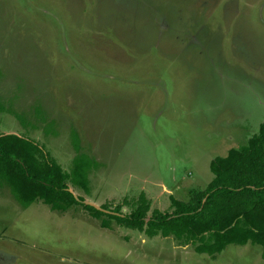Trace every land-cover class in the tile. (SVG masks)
<instances>
[{
	"label": "rangeland",
	"instance_id": "rangeland-1",
	"mask_svg": "<svg viewBox=\"0 0 264 264\" xmlns=\"http://www.w3.org/2000/svg\"><path fill=\"white\" fill-rule=\"evenodd\" d=\"M263 118L264 0H0V132L64 170L88 154V189L67 181L85 200L170 210ZM193 245L0 186V264H264L255 243Z\"/></svg>",
	"mask_w": 264,
	"mask_h": 264
},
{
	"label": "trees",
	"instance_id": "trees-1",
	"mask_svg": "<svg viewBox=\"0 0 264 264\" xmlns=\"http://www.w3.org/2000/svg\"><path fill=\"white\" fill-rule=\"evenodd\" d=\"M95 163L79 152L64 170L34 139L0 132V186H6L21 206L36 199L58 210L79 204L101 226L113 220L147 236L190 239L194 251L211 257L228 243H255L264 260V118L243 144L209 159L212 175L202 188L189 189L187 199L170 194V210L154 207L147 215L144 191L127 212L121 211L120 203L109 207L106 202L98 206L85 202L67 181L86 191L87 173Z\"/></svg>",
	"mask_w": 264,
	"mask_h": 264
},
{
	"label": "water",
	"instance_id": "water-1",
	"mask_svg": "<svg viewBox=\"0 0 264 264\" xmlns=\"http://www.w3.org/2000/svg\"><path fill=\"white\" fill-rule=\"evenodd\" d=\"M70 190H71V189H70ZM84 201H85V202L92 203V204H94L95 206H98V204H95V203H93V202H91V201H88V200H85V199H84Z\"/></svg>",
	"mask_w": 264,
	"mask_h": 264
},
{
	"label": "crops",
	"instance_id": "crops-1",
	"mask_svg": "<svg viewBox=\"0 0 264 264\" xmlns=\"http://www.w3.org/2000/svg\"><path fill=\"white\" fill-rule=\"evenodd\" d=\"M259 124V123H258ZM247 139V138H246Z\"/></svg>",
	"mask_w": 264,
	"mask_h": 264
}]
</instances>
